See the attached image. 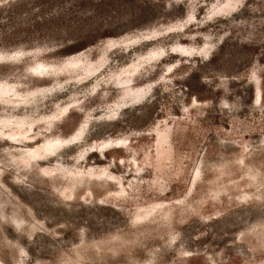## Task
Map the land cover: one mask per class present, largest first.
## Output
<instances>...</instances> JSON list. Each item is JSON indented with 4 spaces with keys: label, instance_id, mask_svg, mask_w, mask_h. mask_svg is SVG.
I'll use <instances>...</instances> for the list:
<instances>
[{
    "label": "rangeland",
    "instance_id": "1",
    "mask_svg": "<svg viewBox=\"0 0 264 264\" xmlns=\"http://www.w3.org/2000/svg\"><path fill=\"white\" fill-rule=\"evenodd\" d=\"M0 264H264V0H0Z\"/></svg>",
    "mask_w": 264,
    "mask_h": 264
}]
</instances>
